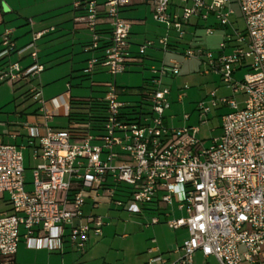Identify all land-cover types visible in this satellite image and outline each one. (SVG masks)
<instances>
[{
  "label": "built area",
  "instance_id": "2783aa9c",
  "mask_svg": "<svg viewBox=\"0 0 264 264\" xmlns=\"http://www.w3.org/2000/svg\"><path fill=\"white\" fill-rule=\"evenodd\" d=\"M150 1L153 19L175 31L177 39L184 37L183 26L192 18L206 20L213 15L219 26L227 27L234 15L231 0H180L179 12L170 11L171 0ZM235 1L245 21L244 32L233 29L226 34L216 54L192 46L182 53L185 59L200 60L206 73H217L232 90L230 98H218L213 91L209 103L196 105L200 124L207 122L213 108L229 109L220 117L221 135L211 139L208 147L198 137L199 127L165 125L170 89L164 79L179 74L176 60L149 68L152 76L142 91L143 102L134 106L133 114L120 100L124 90L111 83L101 100L106 114L99 128L74 122L68 129L45 126L40 134L36 127H29V143L38 141L32 154L38 162L31 169L30 191L26 190L24 147L0 141V195H8L11 207L10 213H0V264H12L21 237L50 251H62L64 241L82 251L89 234H101L104 225L100 218L82 222L86 200L99 197L118 207L127 202L171 209L176 205L185 213L166 221L172 230L185 227L188 231L180 248L182 256L168 262L158 255L150 263L193 264L194 254L200 252L219 264H264V0ZM129 3L73 0V9L79 12L74 22L91 34L86 49L95 51L101 40L106 43L102 57L88 61L86 74H92L96 66L106 68L113 77L127 72L131 22L121 16V10ZM102 24L108 27L107 38L100 33ZM45 32L33 33L22 49H16L12 29L0 34V61L26 50H31L34 61L26 70L8 62L0 69V81L27 80L43 70L37 63L35 41ZM206 32L212 34L213 29ZM155 43L163 52L170 47L168 38L160 37L141 45L138 54L144 55ZM228 46L230 52H226ZM247 59L251 60L249 72L241 82L235 81L236 66H243ZM240 92L246 95L242 108L234 99ZM32 94L43 104L39 87ZM178 97L181 100L183 94ZM120 186L126 201L116 198ZM151 223H159V217L154 216Z\"/></svg>",
  "mask_w": 264,
  "mask_h": 264
},
{
  "label": "crops",
  "instance_id": "0c3cea01",
  "mask_svg": "<svg viewBox=\"0 0 264 264\" xmlns=\"http://www.w3.org/2000/svg\"><path fill=\"white\" fill-rule=\"evenodd\" d=\"M98 1L101 2V0ZM233 2L234 0H231L229 5L232 10ZM72 3L73 0H0V34L5 29H9L6 25L9 21L21 20L23 22L16 23V29H12L16 49L26 47L30 42L31 34L33 35V33L47 31L38 40V43L41 44L39 50L35 45L37 63L43 67V70L35 77H29L27 80L11 81L12 93H10L8 97H0V141L5 144H14L24 147V164H26L25 152H28L29 156L27 162L29 169L35 167L38 162L32 159L34 147H38V141L37 139H34L31 140L33 141L32 144L29 143L31 138L29 137L28 128L36 127L40 134L43 133L45 126L56 130L70 128L74 123V119H79L88 114V108L72 105V103L80 101L90 103L91 101V104L93 105V101L99 102L102 100L108 85L111 84L105 82L106 85L104 86L101 95L97 96L95 99L90 98L88 100H83L73 96L71 80L74 77H81L79 74L75 75L74 73L79 71L87 77L89 74H86L84 71L87 67L88 61L93 57H102L103 51H89L86 49L90 44L91 34L83 25L74 22V17L78 15L79 12L74 11ZM180 6L181 2H176V0L170 1V11L179 12ZM152 12L153 3L150 0H130L129 5L121 10V16L131 22L130 35L128 38V52L130 55L128 69L131 67H146L147 65H150L149 67H151V64L157 62L162 56V61L165 63H170L171 60L178 61L180 63L181 71L183 66V60L181 58H183L182 53L185 48L184 43L190 42L198 44V30L201 28L206 30L211 27L214 32L221 27L218 25L213 15L209 16L206 20L192 18L183 26L184 31H186L184 37L182 39H177V33L173 30H167L163 24L156 22L153 19ZM30 20L31 23H29ZM23 26H27V28L23 29ZM231 27H233L232 23ZM99 30L104 38L109 36L107 25H100ZM163 35H166L165 37L168 38V43L170 45L167 52H163L160 45L155 43L153 47L146 50L144 55L140 56L138 54L139 47L143 43L154 41L156 38H160ZM185 37H190L191 40L188 41L187 39H184ZM230 50L231 49L228 46L226 52H230ZM27 53L28 50L22 53L12 52L9 57L0 61V69H2L4 65H7L8 62H16L23 70H26L34 63L30 54ZM45 57L47 58L45 59ZM62 64L68 65L65 67V71L62 72L61 76L58 75L59 77H62L59 80L64 79V83H62L61 87H57L56 90L48 87L45 88L44 86L39 87V83H48V85L56 83L57 78L55 77L57 76H54L53 74L49 75L45 73V71L52 66H60ZM241 68L240 65L236 66V71ZM68 71H70V74H67ZM102 73L110 75L107 69L102 66H96L92 74L95 75ZM147 81L148 79H144L142 86L136 88L137 91L131 94L139 96V101H128L126 99L120 100L127 103L128 107L141 104L143 102L142 91L144 87H146ZM1 82L5 81H0V84ZM34 87H39L41 89V99L43 104L37 103L38 106L34 109L27 110V108L23 111L17 112L14 114L16 120L13 121L10 119V116L14 112L9 111V104L15 102V99H9L12 97L16 98L18 91L23 89L24 91L22 94H24L25 98H32L35 100L32 94V89ZM180 94H183V97L185 94L182 92L177 95V102L181 103L183 97L180 100L178 97ZM170 97L171 90L169 100ZM35 102L37 101L35 100ZM170 109L171 103L168 110ZM166 113L165 125L168 128L185 127H171ZM185 115H187L188 118H183L185 121H188L191 114ZM171 119H174V117H171ZM31 182L29 183L26 180V190L28 191L32 189ZM116 198L126 201L123 192H119ZM0 201L4 204V209L0 210V213H10L11 207L8 202V195H0ZM106 202L109 201H107V198L105 197H99L96 201L88 198L83 207L82 222L87 223L92 218H97L98 216L93 212L94 209L106 204ZM121 209L137 217H142L143 211L150 213V217L146 218L148 222L144 224L145 230L148 232L146 233L148 238H146V243L135 251L134 255L127 257L125 253L121 254V252H117L115 255H110L113 243L111 246H108V241L112 242L115 238L109 240V238L104 235L107 234V230H109L111 225L106 224L103 219L100 218L104 222V225L101 228V234L98 235L91 232L89 234V241L82 251L74 250L70 247L67 241H64L62 251H50L47 248L42 247L39 242L34 245L33 242L29 243L24 237H21L17 251L12 259V264H160L158 262H149L151 258L158 255L168 262L178 261L182 256L180 248L183 242L189 237V234L185 227H180L176 230L170 229L166 221L171 218L185 216L183 211L178 210L176 205H174L172 209L171 207L161 205L160 207L155 208L142 207L140 205L135 206L129 202L125 203V206L121 207ZM169 212L171 214L166 216V213ZM154 216L159 217V223H151V219ZM20 233L23 235L24 230L20 229ZM121 240L126 242L128 240L127 235H122ZM197 254H200V256L203 257L200 252H196L193 256V264L194 258ZM209 258L211 257H203L205 260Z\"/></svg>",
  "mask_w": 264,
  "mask_h": 264
},
{
  "label": "rangeland",
  "instance_id": "374dc122",
  "mask_svg": "<svg viewBox=\"0 0 264 264\" xmlns=\"http://www.w3.org/2000/svg\"><path fill=\"white\" fill-rule=\"evenodd\" d=\"M103 1V0H101ZM211 0H208L210 2ZM176 2H180V0H176ZM232 8L235 14L231 17L230 21L233 25H228L227 27H220L216 29L212 34H206V30L201 28L198 30L199 43H184L185 48L187 49L189 46L199 47L204 50H209L213 53H217L219 51L220 44L223 42V37L226 34L233 33V29H237L241 32L245 30V21L243 19L241 10L234 0L232 3ZM180 11V10H179ZM22 22L18 21H9L6 23L9 29H14L17 25L16 23ZM23 23V22H22ZM28 26V25H27ZM27 26H23L27 28ZM16 29V28H15ZM186 32V31H185ZM163 35L161 37H165ZM156 38L154 41L157 42ZM188 41L191 40L190 37H185ZM39 40V39H38ZM38 40L35 41L36 48L41 47V44L38 43ZM32 41V34L30 36V42ZM29 42V43H30ZM144 44V43H143ZM142 44V45H143ZM30 54V50L28 53ZM184 58V56L182 55ZM47 57H45L46 59ZM183 66L181 68L180 74L175 77H167L164 79V84L171 90V109L167 111L166 116L169 119V125L172 127H181V126H197L199 127L198 137L201 141H203L204 146L208 147L211 143V139L217 138L221 134L220 130V117L229 111L227 107L220 106L217 109H212L211 113L207 116V122L204 124H200L198 121V112L195 111L196 105L200 101H204L209 103V98L207 97L209 93L216 90V96L218 98L222 97H231L232 90L229 89L222 81L220 76L215 72H205L206 68L204 67L201 61H197L196 59H183ZM44 59V58H43ZM162 56L158 59L157 62L151 64V66H155L157 68L162 65ZM251 60L247 59L243 66L241 65V69L236 71L233 75L235 81L241 82L243 77L249 72L248 65ZM165 63V62H164ZM168 65L169 63H165ZM68 64H62L58 66H52L48 68L45 73L49 75L57 76L56 83L49 84L48 83H39V87L44 86L45 88L57 89V87H61L62 83H64V79L59 80L62 77V72L65 71V67ZM150 66V65H149ZM148 65L145 67H131L127 70V72L120 73L117 76L113 77L106 73L102 74H89L84 76L82 72H75L74 74H79L81 77L72 78V93L73 96L88 100L90 98H97V96L101 95L105 82L114 83L118 89H124V92L120 96V99H126L128 101H139L140 97L137 95H131L136 92V88L141 87L144 79H150L151 72L149 71ZM67 74H70L68 71ZM59 75V76H58ZM47 85V86H46ZM12 84L11 81L7 80L5 82H1L0 84V97H8L10 93H12ZM23 89L19 90L16 94V98L12 97L9 100L15 99V102L9 104V111L14 112L10 119L13 121L16 120L14 114L25 109H34L38 106V102H35L32 98H25L23 93ZM184 93L183 101L177 102V95L179 93ZM235 101L238 104L239 108L243 107V103L246 99V95L243 93H238L234 97ZM15 103V104H14ZM194 110V111H193ZM185 114H191L190 119L188 121L184 120ZM174 117V119H171ZM28 152H25L26 158V170L25 177L27 182L32 181V172L28 166ZM107 198V197H105ZM106 204H103L94 209V214L98 216L97 218L103 219L106 224L111 225L109 230H107V234H104L109 240L115 238L114 241H108V246H111L113 243V247L111 248V254L115 255L117 252H121V254L125 253L127 257H130L135 254V251L138 250L144 243H146L147 230H145L144 224L148 221L146 218L150 217V213L143 211L142 217H137L135 215H131V213L124 211L121 207L116 206L107 198ZM164 206V205H161ZM4 209V204L0 201V210ZM106 228V227H105ZM22 229V228H21ZM126 234L128 240L123 242L121 240V236ZM105 238V237H104ZM194 264H219L217 260L214 258H209L207 260L203 259L200 254L194 258Z\"/></svg>",
  "mask_w": 264,
  "mask_h": 264
},
{
  "label": "trees",
  "instance_id": "16d2710c",
  "mask_svg": "<svg viewBox=\"0 0 264 264\" xmlns=\"http://www.w3.org/2000/svg\"><path fill=\"white\" fill-rule=\"evenodd\" d=\"M106 46L105 40H101V46L95 50H103V48ZM92 102H85V101H80V102H76V103H72V105H77V106H81L82 108L86 107L88 108V114L79 118V119H74V122H81V123H91L93 128H99L101 126L102 120L105 117L106 114V106L103 102L101 101H93V105L91 104ZM126 110H130L131 112L129 114H133V111H135V107L134 106H130L128 108H126ZM98 113V114H97ZM131 118H128V120ZM124 187L120 186L117 187V193L116 196H118L119 192H122Z\"/></svg>",
  "mask_w": 264,
  "mask_h": 264
}]
</instances>
